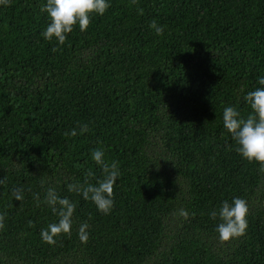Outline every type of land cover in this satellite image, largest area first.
Returning a JSON list of instances; mask_svg holds the SVG:
<instances>
[{"label": "trees", "instance_id": "obj_1", "mask_svg": "<svg viewBox=\"0 0 264 264\" xmlns=\"http://www.w3.org/2000/svg\"><path fill=\"white\" fill-rule=\"evenodd\" d=\"M43 3H0V264H264V172L222 121L260 87L264 0H110L63 46L40 36ZM96 148L121 173L108 215L68 190L103 178ZM49 188L76 205L53 245ZM233 197L248 227L222 243L210 213Z\"/></svg>", "mask_w": 264, "mask_h": 264}, {"label": "clouds", "instance_id": "obj_2", "mask_svg": "<svg viewBox=\"0 0 264 264\" xmlns=\"http://www.w3.org/2000/svg\"><path fill=\"white\" fill-rule=\"evenodd\" d=\"M8 0H0L7 3ZM110 7V0H45L40 11L48 17V24L40 36L48 42L53 40L57 45L63 46L75 28L79 31H87L93 16H103ZM142 14V10H139ZM150 29L156 35H163L164 27L155 20L151 21ZM53 48L52 51H56ZM257 87L244 96V100L250 108L247 117L241 116L234 106H225L222 112L224 129L229 133L235 144V151L248 163H256L260 171L264 172V75L257 77ZM88 131L87 125L80 127L81 133ZM71 136H76L77 131L72 129ZM92 160L100 166L103 178L95 184L89 183L85 178L83 184L74 183L68 185L70 192H77L83 199L90 200L98 212L108 215L114 207V186L121 176L118 163L113 161L107 164L104 161V152L100 148L91 152ZM91 175V173H89ZM17 201L22 199L19 192L14 193ZM44 203L47 204L58 219L41 229L40 238L43 243L53 245L61 235H71L73 215L76 208L74 202L67 197L61 198L54 188L47 190ZM187 218L188 213L183 209L179 213ZM247 202L240 197H233L231 201L223 200L218 210L210 213L212 219H218L216 233L222 243H228L245 235L248 223ZM87 223H82L78 229V238L82 243L89 239Z\"/></svg>", "mask_w": 264, "mask_h": 264}]
</instances>
